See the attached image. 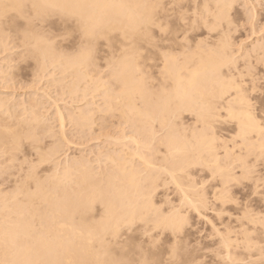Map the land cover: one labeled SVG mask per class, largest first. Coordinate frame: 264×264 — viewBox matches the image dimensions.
Returning <instances> with one entry per match:
<instances>
[{"label": "bare ground", "instance_id": "obj_1", "mask_svg": "<svg viewBox=\"0 0 264 264\" xmlns=\"http://www.w3.org/2000/svg\"><path fill=\"white\" fill-rule=\"evenodd\" d=\"M255 1L256 0H254V2ZM232 2H234V0H0V44H5L3 42H5L4 40H6V37L7 40L14 38L16 41L10 42L12 44L15 43V50L17 48H25L24 52L21 51L20 57L22 55L29 56L31 59H33L32 62L34 61V63H36V66L40 72L45 74L50 72L48 71L50 67L53 70L55 68L57 69V67L58 69L60 67L62 70H67L68 65H70L72 68L76 67V63L77 66L81 65H78L81 61H72V58L70 59V57L69 61L71 60V62H66L67 59L65 61L67 64L62 61V57L61 61L64 64H61V62L57 61L58 55H56L57 52L50 43L51 41L49 42L45 32H42L38 29L39 25L42 24L48 16H57L59 19L65 22V26H67V28L68 25H66V22L68 24L69 20L72 21L71 19H73L74 22L79 25V28L82 31V38L83 36H85V38L88 40L90 38L92 40L99 38L98 41H103L104 39L101 38H105L106 40L104 41H109L111 45H114L117 42V45L115 44L114 47H117L116 51L118 50L120 54L117 56L115 61L113 60L118 64L116 65L114 63V65L119 67V70H116L118 72L115 74V77H117V79L119 78L120 80L118 81L123 83L124 90H122L123 88H121V90L123 91V96L125 97V103H123V101L121 102L125 104L124 109L121 108V112H119L120 110L117 111L122 117H127V120L130 119L131 123H134L136 128L139 125H137L136 122L139 121L142 123L141 125L143 127L141 126L139 128H142L143 133L145 134L140 135V140L143 142L145 141V143H141L139 139L137 140V135L135 134V137L131 133L132 136H130L128 140L133 145V147H131L132 149H129V147L127 149L124 143L123 146L126 148L125 150L120 148L121 150L115 152H111V150L110 153L112 154H105L102 158H105L107 161L109 160L107 164L110 162L111 168L107 173V171L103 170L102 167V170L106 173H103V176L101 174L102 177L100 178L97 177L99 175L98 173H96L98 175H95L90 171L91 162L85 161L86 158L84 159V157H72V161L70 163H65V166L64 168L62 167L63 170L60 173L57 171V165L54 167L52 166L53 157H57V149L60 143H54V145L50 144L51 146L48 145V147H45L42 143L43 140L41 139L43 137L41 136V134H43L42 132H46L47 130V128H44V125L47 122L44 124V121H42V118L39 115L41 110L39 108H43L42 106L44 103V101L42 103V101L39 100H43L45 97H47L45 98V100H47L49 95L42 97V99L39 100V97H36L37 99H29L27 102L26 99L22 100L26 102V105L24 103L22 104V101L20 100L19 101L21 102V105H13L9 103L11 106L5 101V99H2L4 96L2 98L0 97V264H111L110 255L108 260L109 262H105L107 260L100 259L98 256L101 251L97 254L95 252L96 248L93 249L94 246H92L96 241L99 242V244H102V241H104L103 239L106 238L107 233L102 239L98 236L99 233H97L99 229L97 232L94 231V225H92L94 226V230L87 228L85 230H81L79 229L81 227L78 226L79 228H76V225H73V220L75 221L76 219V217L75 219H72L73 215L75 213L76 215L80 213L86 214L89 211L88 206H92L96 200L100 201L103 210L105 209L107 212V215L103 216L104 214H102L101 216L102 211H99V214L97 213L98 216H96V219L97 217H101L100 220L103 219L104 221H102V223H108L110 229L108 230V235H110L112 238V242L114 243L113 245L120 246L121 244L130 243V245L132 244L134 246V249L128 253L139 252V245L136 243L139 239L141 240L142 237H144L146 242L155 244V241L153 240L154 238L159 237L158 231L162 232L163 230L170 228L172 229L170 232V244L173 246L171 248H175L174 246L177 245L175 243L178 241L175 235H177L178 232L176 231L178 230L173 229L174 226L177 227V224H179V221L182 219L179 217V206L171 205L172 201L175 200V198L172 200L173 198L171 197V199H169L172 201H170L171 203L169 202L170 205H167L168 210L166 215L165 211H162L161 207H163L164 204H167L168 202L163 203L162 201L163 206L158 207L159 203L156 204L153 200V198L155 199L153 193L158 186V181L160 178L152 174L156 173L157 171H162L170 177V181L173 184H175L177 187H180L182 185H180L175 176L180 174L181 178H185L186 180V178L190 176L186 168L197 163L199 165L203 164L205 167H207V169H212V171L216 170V172L224 177V183H226L228 179H230L229 177L231 175V171L229 172L227 170L228 168H221V166H223L221 165L222 160L226 161L230 159L231 161L235 162L236 159L243 165L244 160H247V158H244V160L240 158V150H244L248 156L249 154L258 155V153L264 149V107L258 108V115H256L254 113L255 108L249 103L248 99L251 95L256 93L257 89L258 93L261 92L259 85H261V87L264 86V42H261L262 44L257 43L256 41L255 43L252 42L253 44L251 46L248 44L249 47L247 49H245L246 47L239 48L241 46L239 43L240 45L238 47L236 46L239 48L237 52L235 51L236 48L233 50V46H235L236 43H234L235 41L230 37V35L232 36L231 33H233L232 31L234 30L233 27V30L231 29V25H233V22H236L237 24V21L236 19L233 21L234 14H232V11H234L235 8L233 7L234 10H232ZM255 18H257V16ZM261 26L259 28L257 27L258 32L263 30ZM54 27L56 26L54 25ZM58 27L59 26H57L56 29L59 30L60 27ZM47 32H49V30H47ZM250 32H252V30ZM116 34H118L117 36L120 35L122 39L120 42L115 40L113 41L114 43H112L114 38L113 36H116ZM253 34L256 33L253 31ZM253 34L251 33V35ZM8 36L11 37L9 38ZM257 36L258 35L256 34L254 37ZM49 38L51 37L49 36ZM258 38H261V36ZM258 38H255V40ZM88 42L89 41H87L85 45H81V42L79 43V46H83L82 50H84V46H86V44H89ZM92 42H95V40ZM96 43L98 44V42ZM12 44L9 45V48L12 46ZM104 44L106 45V43ZM140 45H143V47L141 48ZM6 46L8 45L5 44V47L3 48L5 53V48H8ZM88 46L86 48H88ZM139 47L141 50H144L143 54L139 53ZM80 49L81 48L78 50L80 51ZM110 50L114 51V48ZM240 50L242 54L238 56L237 53H239ZM72 51L73 48H71V52ZM75 54L76 51L72 56H75ZM15 55L18 56L19 53L18 55ZM16 56L13 58L15 59ZM82 56V59L85 61L86 53ZM65 57L67 58V56ZM77 57L75 56V58ZM22 58L23 57H21V61L23 62L24 60H22ZM79 58L81 57L79 56ZM93 58L94 57H92V59ZM104 59L105 58H103V60ZM9 61H11V59ZM7 63L11 64L10 62ZM2 64L3 63H1V65ZM4 64L7 65L5 61ZM15 65L16 64H14V66ZM10 66H7V69H11L9 68ZM93 66L95 67V65ZM62 70H58V73L54 75H58L60 71V75L63 76L61 73ZM89 70L90 69L88 67V72ZM2 71H4V68ZM81 71L84 70H78L76 73L73 71L76 74L73 77L75 80H71L68 85H66L68 82L65 85H62L64 87L66 86L68 90L67 93L70 95L69 98H71V96L76 97L77 92L85 93V90H87L81 89L83 86H80L79 82H83V80H85V76L91 74L86 72L88 74L85 75V72ZM111 71L109 72L111 73ZM69 72L70 71H67L66 73L68 74ZM7 73L5 72V74ZM15 73H13L15 76H10L11 74L6 75V82H10V84H12L11 82L18 77L17 75L19 74V71L17 75ZM34 73L36 74V72ZM54 75L51 76L52 83L55 82H53ZM2 77L3 76H1V79ZM68 77L71 76L68 75ZM112 77H114L113 74ZM42 79L43 78L41 77V80ZM90 79H92V77ZM19 80L20 78L18 81ZM93 80H91V82ZM61 83L63 82L60 81V85ZM93 83L96 84L95 80ZM95 84L93 85L95 86ZM97 87L94 88L96 89ZM102 87L104 86L102 85ZM118 89L120 90V87ZM106 90H108V88ZM113 90L114 89H112V91ZM93 92L92 94H94ZM89 93L90 92L88 90V95ZM69 95H66V97ZM91 95L89 98L92 99L96 94L92 97ZM111 95L115 97L116 94L114 95L111 93ZM113 96L111 98L109 96L108 97L111 101H114L113 105L116 104L119 107V103L123 97L121 98L120 95L119 97L116 95L115 102ZM12 101L14 100L12 99ZM17 101L18 100L14 102ZM73 101H75L76 105V98ZM54 102L55 101L52 103ZM93 102L92 104L94 106L96 101L94 103ZM17 103L20 104L19 102ZM68 103V107L71 106L70 104L74 106V102L72 103L71 101L70 104ZM79 103L81 104V101ZM97 105L99 106V104ZM55 107L58 115L56 117L57 122L55 120L54 121L55 123H58L57 127L59 129L56 131L60 134L58 137H61L62 142L66 138V134L64 133L65 131H63L65 125L63 124L65 123L64 121L67 117L75 127H90V132L86 134L91 133L92 128H95V126L92 124H94L93 120L96 121V117H91V113H86L80 110V107V109L78 108L77 110H74L73 113L68 112V115H66L67 113L65 112L66 116L62 114L64 112L61 109H59L57 106ZM18 108H20V110H18ZM46 108H48V106ZM103 108L102 111L104 110ZM96 111H100L99 107L96 108ZM47 119L49 120V118ZM185 119L186 121L188 120V122H186ZM130 120L128 122H130ZM97 124L95 122L96 127ZM226 124H232L231 127H233V130L230 131V133L226 136L218 134L216 130ZM49 125L50 124H48L47 127L48 131L50 132L51 130H49ZM98 125L100 126V124ZM99 126L97 127L98 130L101 129ZM156 130H159V132L164 131V133H162L164 136L160 138L158 134V137L156 135V138L160 139H156L155 134L158 133V131L156 133ZM44 135L46 136V133H44ZM90 135L93 134L91 133ZM142 136L145 137H143L144 140H142ZM108 138L106 137V140ZM125 138L126 137L123 135L120 138L111 140L113 143L119 145L123 140H125ZM52 139L55 140L54 137ZM148 139L151 143H146V141L148 142ZM154 139L158 140V142L155 140L158 145H163V148H166L169 155L178 156L180 160L170 163L168 169L164 167L161 168L160 166L158 167L157 164V167L153 165L152 162H155V159L153 161L151 160L152 156L150 154L148 156H151L149 157L151 159L147 158L146 155L148 153L150 144H152V141L155 142ZM68 142L70 143L69 140ZM68 142L66 138L63 143L67 144ZM106 142L107 141H105V144H109V140L107 143ZM72 143L73 142H71V144ZM111 143L112 142H110V146ZM158 145L156 147H158ZM231 145L233 146L231 149H229V146ZM107 146L109 147V145ZM68 147L70 148L71 146L69 145ZM68 147L67 149L69 150ZM97 147L98 146H96V148ZM156 147H154V149ZM109 148L111 149V147ZM114 148L115 147L112 146V149ZM150 148V153L155 155L153 158L157 156V152L160 153L161 151L160 149L159 151L157 150L156 153H153V146ZM219 148L223 149L224 151L222 160L218 151ZM107 149L105 151H107ZM144 149L146 155H144ZM96 151L99 153V150ZM105 151L103 149V153ZM73 152L72 154H74ZM164 159L166 160L165 157ZM92 161L96 162V159L94 158ZM102 161H104V159ZM135 162L137 165H135ZM51 166L52 169H50ZM138 166H142L140 167L141 170L143 168L144 170L152 169L153 171L151 170V174H149L150 172H147L148 175L144 173L145 176H143L141 172L143 173L144 170L141 171ZM93 170L95 171V169ZM189 181H185L186 184H190L191 181ZM101 182L104 183V186L98 188V185ZM191 188H194V184L191 186ZM179 189L180 188L177 190ZM185 190L187 191V188H185ZM186 191L182 190V188L179 190L183 199L181 201H184L182 203H187L186 205L189 203V206L194 208L195 211L197 210L196 212L200 213V209L197 208L195 206L196 204L191 201V197L195 196V194L198 196V194L196 191L194 192L195 194H193L190 192V190L188 192L193 195L191 196L189 193L191 196L189 197V194H187L188 192ZM200 192L202 193V191ZM201 193H199V196L201 195V197L204 198L205 196ZM169 194L171 195V193ZM159 195L160 194H158V196ZM167 196L162 195L161 198L165 197L166 199ZM199 196L196 198L197 201H199L201 198ZM202 198L200 200V206L203 205L205 207L207 205L203 204ZM176 202L174 201V203ZM178 203L179 202H177L176 205ZM87 204L89 205L86 206ZM91 209L93 210L94 208L92 207ZM243 210H246V208H243ZM60 212L66 216L64 217ZM59 213L61 214V219L58 217ZM86 215L88 216L89 214ZM197 216L200 217L201 213L200 216ZM77 219L79 220V218ZM252 219L248 221L251 223L253 222L252 224H254L255 221H252ZM91 221L92 218L89 220L88 217L85 218L84 216H81V223L79 224L90 225L92 224L90 223ZM76 222L77 225H79V221ZM107 223H105L106 227H108ZM96 228H98V226ZM103 228L105 227H102L101 225V229ZM238 228L240 229V234L243 237V242L240 240L244 244H242L244 247L241 248L243 251L240 253V247H238V245L235 246L238 247L239 250H237L240 254L246 251L247 255L243 254L242 256H232L229 250L231 251L234 247L231 246L233 244H230V241H232L230 238L232 239L234 237L230 235L229 239H224L223 241V238L226 237L224 236L221 238L225 248V257L223 256V260H225V258L227 260L224 264H238L240 258L241 260L243 258L247 259V261L249 260V263L251 264H258V259L260 258H258V256H262L261 253L263 252L260 253V248L258 249L257 242L256 244L251 242L256 240H252L254 237L252 238V235H250V233H252L254 230L249 229V231L252 230V232L249 233V231L246 230L248 227L246 228L243 226V224H240ZM105 229L102 231V233L105 231ZM176 229H178V227ZM180 229L181 226L179 230ZM229 230H225L228 235L231 233ZM236 232L232 233L235 234ZM135 234H138L140 238H136ZM240 234L236 233L235 235L239 237ZM257 236L258 235H256V237ZM234 240H238V238L236 237ZM234 242L241 243L237 241ZM229 246H231L232 249H229ZM116 248L117 247H114L113 249ZM112 250L111 252H113ZM142 251L143 254H147L144 248H142ZM142 253L141 255L138 254L141 256L138 258V264H145L146 259ZM113 255L114 252L112 254V263L118 264L116 261L118 259V261H120L121 258L116 257V260L114 259ZM117 255L119 256V253H117ZM101 256L103 257V255ZM241 260L239 263L243 262ZM259 260L261 262L264 261V257ZM122 261L123 260L121 259V262ZM121 262L119 263L121 264ZM259 264L261 263L259 262Z\"/></svg>", "mask_w": 264, "mask_h": 264}, {"label": "rangeland", "instance_id": "obj_2", "mask_svg": "<svg viewBox=\"0 0 264 264\" xmlns=\"http://www.w3.org/2000/svg\"><path fill=\"white\" fill-rule=\"evenodd\" d=\"M253 2V3H252ZM244 3V4H243ZM233 4H234V6H233ZM260 4V5H259ZM237 5V6H236ZM247 5V6H246ZM250 5V6H249ZM253 5V6H252ZM242 8H241V7ZM252 6V7H251ZM235 8V10H234V8ZM239 8V9H238ZM242 9V10H241ZM245 9V10H244ZM232 10H234V11H232V14H234L233 15V21L236 19V21H237V24H236V22H233V25H231V29H232V27H233V33H231L232 34V36L230 35V37L232 38V40H234L233 42L234 43H236V45L235 46H233V48H231V49H233V50H235V48H236V52H237V50L239 49V48H241V47H243V48H245V49H247L249 46H251L253 43L252 42H254L255 43V41L257 42V43H260V44H262L263 42H264V39H261V38H264V37H262V36H264V0H256L255 2H254V0H236V2H235V0H234V2H232ZM254 12V13H253ZM236 13V14H235ZM247 13V14H246ZM250 14H252V15H250ZM255 14V15H254ZM55 15H51V16H48V17H46V19H45V21L42 23V24H40L39 25V27H38V29L40 30V31H42V32H45L46 34V37L49 39V42L52 44V46L54 47V50L57 52L56 53V55H58V58H57V61L58 62H61V64H64V63H66V62H68L69 61V57H70V59L73 61H75V60H78V62L79 61H81V62H79V64L78 65H80V66H77V63H76V67L74 68H72L70 65H68L67 66V70H62V68H60L59 67V69H58V67H57V69L58 70H62L61 71V73L63 74V76H61L60 75V71H59V76L58 75H54V74H56V73H58V70L55 68L54 70L50 67V69H48V71H50L51 72V74L52 75H54L53 76V82L54 83H52V75L50 74V72H48V74H45V73H43V72H40V70L38 69V67L36 66V63H34V61L32 62V60L33 59H31L29 56H26V55H22L21 57H23L22 58V60H24V61H26V62H22L21 61V57H20V53H21V51L22 52H24V50H25V48H17L16 50L18 51H16L15 50V48L16 47H14V45H15V43H11L12 41H16L14 38H11L10 40L8 39L7 40V37L5 38L6 40H4L5 42H3V43H5L6 45H8V46H6V47H8V48H5L6 49V53H5V51H4V47H5V44H0V94L2 95H0V97L2 98L3 96V98L2 99H5V101L9 104V103H11V104H17V105H21V102L20 101H22V100H25L26 99V102H27V100H29V99H35L36 97H39L38 98V100L39 99H42V97H45V96H48L49 95V97H48V101L47 100H45V98H47V97H45V98H43V100H39V101H42V103H43V101H44V103H43V108H39V109H41L40 110V112H39V115H40V117L42 118V121H44V128L46 129L47 128V130H46V132H42L43 134H41V136H43L41 139L43 140L42 141V143H43V145L46 147H48V145L49 146H51L52 144L54 145V143H60L58 146V149H57V154H56V156L57 157H53V167L54 166H56L57 165V171L58 172H62V170H63V168H64V166H65V163H70L72 160L71 159H73L74 157H84V159H85V161H87V162H91L90 163V171L92 172V173H94L95 175H98L97 177L98 178H100V177H102L103 176V173L105 174L106 172L105 171H107V173L109 172L108 170L111 168V163L109 162V164H107L108 163V161L107 160H105V158H102V157H104V155L105 154H112V153H110V151L111 152H115V151H118V150H121L120 148H122V149H128V147H129V149L131 148V147H133V145L129 142V140H128V138L130 137V136H132L131 135V133L135 136V134L137 135V140L139 139V141L142 143L143 141H141L140 139V135H145L144 133H143V130H142V128H139V127H141L142 125V123H140L139 121V123L138 122H136L137 123V128H136V126L134 125V123L132 124L131 123V120L130 119H126V118H124V117H122L121 116V114L120 113H118V111L119 112H121V108H123L124 109V107H125V104H123V103H125L124 101H125V97L123 96V91L122 90H124V85H123V83L121 82V81H118V80H120L119 78L117 79V77H115L116 75V73L118 72V71H116V70H119V67L118 66H116V65H118L117 64V62H114L116 59H117V56L120 54V52L117 50L116 51V49H117V47L115 46L114 47V45L116 44L117 45V42L112 46L111 45V43L109 42V41H104V40H106L105 38H101V39H104L103 41L102 40H99L98 41V39L96 40V39H87V38H85V36H83V38H82V31H81V29L79 28V25L76 23V22H74V20L73 19H71L72 21H70L69 20V22H68V24H67V22H66V25H68V28H67V26H65V22L63 21V20H61V19H59L57 16H55ZM246 16V17H245ZM253 16H254V18H253ZM257 16V18H255ZM53 17V18H52ZM57 17V18H56ZM251 18V19H250ZM247 19H250V20H247ZM257 19V20H256ZM48 20V21H47ZM53 20H54V22H53ZM58 20V21H57ZM242 20H244V21H242ZM256 20V21H255ZM62 21V22H61ZM68 21V20H67ZM260 21V22H259ZM47 22V23H46ZM59 22V23H58ZM74 22V23H73ZM37 23V22H36ZM54 23V24H53ZM57 23H58V25H57ZM71 23V24H70ZM72 23H73V25L74 26H76V27H74L73 25H72ZM236 25H235V24ZM47 24V25H46ZM63 26H61V25ZM64 24V25H63ZM247 24V25H246ZM253 24H255V25H253ZM54 25L56 26V27H54ZM261 25H263V26H261L262 27V29L263 30H260V32H258V29H257V27L259 28ZM47 26V27H46ZM48 26H50V27H48ZM57 26H61L60 28H59V30L58 29H56L57 28ZM65 26V27H64ZM71 27V28H70ZM74 27V28H73ZM78 27V28H77ZM251 27V28H250ZM254 27H255V29H256V31H255V29H254ZM48 28V29H47ZM51 28V29H50ZM61 28H62V31H61ZM76 28V29H75ZM73 29V30H72ZM80 29V30H79ZM47 30H49V32H47ZM64 30V31H63ZM67 30V31H66ZM252 30V32H250ZM59 31V32H58ZM70 31V32H69ZM235 31V32H234ZM253 31L258 35L257 37H254L256 34H253ZM262 31V32H261ZM68 32V33H67ZM78 32V33H77ZM48 33V34H47ZM75 33V34H74ZM81 33V34H80ZM251 33L253 34V35H251ZM260 33V34H259ZM261 33H263V34H261ZM81 36H79V35ZM56 35V36H55ZM118 34H116V36H113L114 38H113V40H112V43H114L113 41H118V42H120V40L122 39V37L119 35V36H117ZM49 36L51 37V38H49ZM67 36H68V38H67ZM259 36H261V38H258ZM9 38L11 37V36H8ZM119 37V38H118ZM121 37V38H120ZM251 37V38H250ZM79 38V39H78ZM82 38V39H81ZM117 38V39H116ZM238 38V39H237ZM255 38H258L257 40H255ZM14 39V40H13ZM55 39V40H54ZM85 39H87V40H85ZM119 39V40H118ZM261 39V41L259 42V40ZM95 40V42H92V41H94ZM7 41H9V42H7ZM11 41V42H10ZM61 41V42H60ZM87 41H89L88 43V45L86 44V46H84V50H82L83 49V46H79L80 44V42H81V45L83 44V45H85V43H87ZM77 42V43H76ZM96 42H98V44L96 43ZM262 42V43H261ZM9 43H11L12 44V46H10V48L12 49V51H13V53H12V51H11V49L9 48V45H11V44H9ZM63 43V44H62ZM92 43V44H91ZM101 43V44H100ZM104 43H106V45L104 44ZM241 44V46L239 47V48H237L240 44ZM69 44V45H68ZM103 44V45H102ZM248 44H249V46H248ZM76 45H78V46H76ZM99 45V46H98ZM101 45V46H100ZM243 45V46H242ZM245 45V46H244ZM69 46V47H68ZM88 46V48H86ZM95 46V47H94ZM98 48H97V47ZM237 46V47H236ZM56 47V48H55ZM75 47V48H74ZM104 47V48H103ZM109 47V48H108ZM140 47L142 48L143 47V45L141 46L140 45ZM139 47V53H142L143 54V52H144V50L142 49L141 50V48ZM71 48H73V51L71 52ZM79 48H81L80 49V51L78 50ZM114 48V51H116V52H118V53H116V52H114L113 50H110V49H113ZM3 51H2V50ZM8 49V50H7ZM23 49V50H22ZM60 49V50H59ZM64 49V50H63ZM66 49H67V51H66ZM90 49H91V51H90ZM96 49V50H95ZM106 49V50H105ZM109 49V50H108ZM20 50V51H19ZM79 52H78V51ZM90 52H89V51ZM9 51V52H8ZM16 51V53L15 54H17L18 55V53H19V57L18 56H16L15 54H14V52ZM64 51V52H63ZM75 51H76V54H75V56L77 57V58H75V56H72V55H74V53H75ZM82 51V52H81ZM86 51H88V52H86ZM111 51V52H110ZM243 51H244V49H243ZM242 51V52H243ZM11 52V53H10ZM2 53V54H1ZM7 53H8V55H7ZM60 53V54H59ZM64 53V54H63ZM78 53V54H77ZM80 53V54H79ZM86 53V59H85V61H84V59H82L83 58V54H85ZM114 53V54H113ZM10 54V55H9ZM13 54V55H12ZM110 54V55H109ZM238 54V56L240 55V54H242L241 53V50L239 51V53H237ZM236 54V55H237ZM6 55V56H5ZM71 55V56H70ZM91 55V56H90ZM5 56V57H4ZM8 56H12L11 58L10 57H8ZM14 56H16V58L14 59L13 57ZM60 56V57H59ZM64 56V57H63ZM65 56H67V58L65 57ZM79 56L81 57V58H79ZM112 56V57H111ZM7 57V58H6ZM18 57V58H17ZM61 57H62V59H61ZM88 57H89V59H88ZM92 57H94L93 59H92ZM2 58V59H1ZM5 58V59H4ZM9 58V59H8ZM13 58V59H12ZM25 58H26V60H25ZM31 60H30V59ZM103 58H105L104 60H103ZM115 58V59H114ZM11 59V61H9ZM19 59H20V61H19ZM66 59H67V61H66ZM80 59V60H79ZM64 62H62V61ZM71 60L69 61V62H71ZM93 60V61H92ZM94 60H95V62H94ZM114 60V61H113ZM4 61H5V63L7 64V65H5L4 64ZM13 61H16V62H13ZM66 61V62H65ZM86 61H88V62H86ZM89 61H90V63H89ZM92 61V62H91ZM111 61V62H110ZM7 62H10L11 64H9V63H7ZM110 62V63H109ZM1 63H3L2 65H4V66H2L1 65ZM83 63V64H82ZM97 63V64H96ZM107 63V64H106ZM114 63L116 64V65H114ZM9 64V65H8ZM14 64H16L15 66H14ZM67 64V63H66ZM88 64V65H87ZM91 64V65H90ZM110 64H112V65H110ZM12 67H11V66ZM93 65H95V67L93 66ZM7 66H10L9 68H11V69H7L8 67ZM86 66V67H85ZM92 66V67H91ZM115 66V67H114ZM2 67V68H1ZM6 67V68H5ZM17 67H18V69H17ZM77 67H79V68H77ZM80 67H81V69H80ZM84 67V68H83ZM88 67H89V72H88ZM112 67H113V69H112ZM117 67V68H116ZM4 68V71H2V69ZM17 70H16V69ZM20 68V69H19ZM31 68V69H30ZM78 70H84V71H81V72H85L84 74L86 75V74H91V75H86L85 76V80H83V82H79V84H80V86H83L81 89H87V90H85V93L84 92H77V96L76 97H72L71 96V98H69L70 97V95L67 93V88H66V86L64 87V86H62L63 84L65 85L67 82V84L66 85H68L70 82H71V80H75L73 77L76 75L75 73H76V71H78ZM86 68V69H85ZM113 70V71H111V70ZM11 70V71H10ZM32 70V71H31ZM57 70V71H56ZM75 71V73L73 72V71ZM87 70V71H86ZM10 73H9V72ZM15 71H16V73H15ZM18 71H19V74L17 75V73H18ZM39 71V72H38ZM53 71H56V72H53ZM67 71H70L68 74L66 73ZM91 71V72H90ZM109 71H111V73L109 72ZM116 71V72H115ZM5 72L7 73V74H5ZM15 73L18 77L17 78H15V80L14 81H12L11 83L12 84H10V82H6V80H5V78H6V75H8V74H11V73ZM34 72H36V74H37V77H39V78H37L36 77V74L34 73ZM65 73V76H64V73ZM86 72H88V73H86ZM11 74L10 76H15L14 74ZM25 73V74H24ZM32 73V74H31ZM34 73V74H33ZM71 73H73V74H71ZM93 73V74H92ZM20 74H22V75H20ZM30 74H31V76H30ZM67 74V75H66ZM112 74H113V76L114 77H112ZM32 75H34V76H32ZM39 75H41V76H39ZM68 75L69 76H71V77H68ZM111 75V76H110ZM1 76H3L2 77V79H1ZM22 76V77H21ZM48 76V77H47ZM88 76V77H87ZM25 77V78H24ZM41 77L43 78L42 80H41ZM60 77V78H59ZM62 77H63V79H64V77H65V79L68 77V78H70V79H62ZM92 77V79H90ZM20 78V82L18 81V79ZM47 78V79H46ZM60 79V81L61 82H63V83H61V85H60V81H59V79ZM112 78V79H111ZM114 78V79H113ZM17 79V80H16ZM25 79V80H24ZM31 79V80H30ZM51 79V80H50ZM88 79V80H87ZM95 80V82H96V84L95 83H93V81ZM110 79V80H109ZM115 79H116V81H115ZM63 80V81H62ZM68 80H70V81H68ZM88 82H87V81ZM91 80H93L92 82H91ZM97 80V81H96ZM114 80V81H113ZM18 82V83H16V82ZM34 81V82H33ZM39 81V82H38ZM45 81V82H44ZM48 81V82H47ZM85 81H86V83H85ZM51 82V83H50ZM115 82H116V84H115ZM117 82H119V83H117ZM121 82V83H120ZM35 83V84H34ZM47 83H49V84H47ZM81 83H82V85H81ZM89 83H90V85H89ZM4 84V85H3ZM37 84V85H36ZM55 84V85H54ZM83 84H85V85H83ZM93 84H95V86L93 85ZM100 84V85H99ZM119 84V85H118ZM3 85V86H2ZM48 85V86H47ZM50 85V86H49ZM51 85H52V87H51ZM92 85V86H91ZM102 85L104 86V87H102ZM116 85V86H115ZM121 85V86H120ZM59 86V87H58ZM88 86H90V87H88ZM98 86V87H97ZM108 88V90H106L107 88ZM260 86V88H261V92L260 93H258V89H257V91H256V93L255 94H253V95H251L250 96V98H248L249 99V103L255 108V110H254V113L256 114V115H258V108H260V107H264V86H262L261 87V85H259ZM94 87H97L96 89L94 88ZM102 87V88H101ZM113 87V88H112ZM120 87V90H121V88H123L121 91L118 89ZM37 88V89H36ZM57 88V89H56ZM65 88V89H64ZM92 88H94V89H92ZM100 88V89H99ZM109 88H110V90H111V92H110V90H109ZM114 89L113 91H112V89ZM36 89V90H35ZM88 90H89V95H88ZM91 90H92V92L94 93V94H92V92H91ZM96 90H97V93H96ZM99 90V91H98ZM33 91V92H32ZM51 91H53V92H51ZM103 91H107L106 93L105 92H103ZM120 91V92H119ZM4 92V93H3ZM9 92V93H8ZM40 92V93H39ZM87 92V93H86ZM117 92V93H116ZM37 93V94H36ZM69 95V96H67L68 97V99H67V97H66V95ZM82 93V94H81ZM109 93V94H108ZM111 93L112 94H116L118 97H119V95H120V97L122 98V100L120 101V103L123 101V103H119V107H118V105H113L114 104V101L112 100H110L109 99V97L111 98L113 95H111ZM120 93H122V94H120ZM15 94V95H14ZM35 94V95H34ZM40 94V95H39ZM62 94H64V95H62ZM92 94V95H91ZM96 94V95H95ZM101 94V95H100ZM78 95H79V97H78ZM87 95H88V97H87ZM91 95V97L93 96V95H95V96H93V98L92 99H94L95 101H96V104H94V106H93V104H92V102L94 101V100H92L91 98H89V96ZM101 96V97H99V96ZM116 95H115V97L113 96V99L115 100L116 99ZM8 96V97H7ZM106 96V97H105ZM109 96V97H108ZM7 97V98H6ZM11 97H13V98H11ZM20 97V98H19ZM79 99H78V98ZM83 97V98H82ZM86 97H87V99H86ZM8 98H10V99H8ZM28 98V99H27ZM74 98V99H73ZM75 98H76V105H75V101H73V100H75ZM107 98V99H106ZM12 99L14 100V101H16V100H18L17 102H19L20 104H18L17 102H14V101H12ZM37 99V98H36ZM50 99V100H49ZM54 99H56V100H54ZM61 99V100H60ZM65 99V100H64ZM71 99V100H70ZM73 99V100H72ZM78 99V100H77ZM104 99H106V100H104ZM8 100V101H7ZM20 100V101H19ZM60 100V101H59ZM70 100V101H69ZM85 100V101H84ZM87 100V101H86ZM92 100V102L90 103V101ZM108 100H110V101H108ZM10 101H12V102H10ZM51 105H49L47 102ZM50 101V102H49ZM53 101H55L54 103L56 104H54V103H52ZM64 101V102H63ZM66 101H68V102H66ZM71 101H72V103L74 102V106L72 105V104H70L71 103ZM81 101V104L79 103ZM83 101V102H82ZM94 101V102H95ZM105 101V102H104ZM26 102L25 101H22V104L24 103L25 105H26ZM90 103V104H88V103ZM93 102V103H94ZM108 102V103H107ZM113 102V103H112ZM115 102H116V100H115ZM46 103V104H45ZM67 103L68 104H70L69 106L70 107H68V105H67ZM79 105H78V104ZM83 103H85V104H83ZM110 103V104H109ZM8 104H7V106H8ZM66 104V105H65ZM97 104H99V106L97 105ZM10 105V104H9ZM42 105V104H41ZM57 106L59 109H61L64 113H62L63 115H65L66 113V115H68L69 113L68 112H74V110H77L79 107L81 108H79L80 110H82V111H84V112H86V113H91L90 115H91V117L93 116V117H96L95 118V120L96 121H94L93 120V122H94V124H92L93 126H95V128L93 127V126H91V127H93L92 128V131H91V133L93 134V135H90L91 133H89V134H86V133H88V132H90V130H91V128L89 127V128H78V127H75L74 125H73V123H71V121H70V119L67 117V118H65V123L63 124V125H65L64 126V130L63 131H65L64 133L66 134L65 136H66V138H67V142H68V140L70 141V143L68 144H65V143H63L65 140H66V138H65V140L62 142V139H61V137H58V135L60 136V134L57 132L58 131V123H55V121L57 122V111L55 110L56 109V107L55 106ZM81 105H83V106H81ZM85 105V106H84ZM90 105V106H89ZM96 105H97V107H99V112H97L96 111ZM107 105V106H106ZM112 105V106H111ZM11 106V105H10ZM48 106V108H46ZM64 106V107H63ZM103 106H104V108H103ZM106 106V107H105ZM110 106V107H109ZM20 107V106H19ZM22 107V106H21ZM41 107V106H40ZM66 107V108H65ZM71 107H72V109H71ZM83 107V108H82ZM69 108V109H68ZM87 108H88V110H87ZM93 108V109H92ZM101 108V109H100ZM102 108L104 109L103 111H102ZM106 108H107V110H106ZM113 108V109H112ZM46 109V110H45ZM92 109V110H91ZM110 109H112V110H110ZM18 110H20V108H18ZM60 110V111H61ZM67 110V111H66ZM71 110V111H70ZM87 110V111H86ZM93 110H94V112H97V113H94L93 112ZM118 110V111H117ZM39 111V110H38ZM44 111V112H43ZM48 111V112H47ZM56 111V112H55ZM66 112V113H65ZM43 113V114H42ZM45 114V115H44ZM93 114V115H92ZM119 114V115H118ZM65 115V116H66ZM96 115V116H95ZM98 115V116H97ZM49 118V120L46 118ZM122 119H121V118ZM52 120H51V119ZM54 118H56V119H54ZM45 119V120H44ZM69 119V120H68ZM93 119V118H92ZM47 120V121H46ZM55 120V121H54ZM68 120V121H67ZM98 120V121H97ZM123 120V121H122ZM130 120V122H128ZM185 121H186V119H185ZM49 122V123H48ZM52 122H53V124H52ZM66 122H67V124H66ZM95 122H96V124L98 123V124H100V126L97 124V127L99 126V128H101V129H99L98 130V128L96 127V125H95ZM186 122H188V120L186 121ZM70 123V124H69ZM48 124H50L49 126V130H51V131H53V132H49L48 131ZM132 124V125H131ZM231 125L232 124H226V125H224V126H221L219 129H217L216 131L218 132V134H220V135H223V136H226V135H228L229 133H230V131H232L233 130V127H231ZM135 128H134V127ZM53 129H52V128ZM143 127V126H142ZM96 128H97V130H96ZM134 128V129H133ZM76 129V130H75ZM77 129H78V131H77ZM84 129H86V130H84ZM90 129V130H89ZM135 129H139L140 130V132H139V130H135ZM57 130V131H56ZM72 130V131H71ZM81 130V131H80ZM84 130V131H83ZM88 130V131H87ZM95 132H94V131ZM136 131V132H134V131ZM56 131V132H55ZM74 131V132H73ZM79 131H80V133H79ZM87 131V132H86ZM103 133H102V132ZM157 131H158V133H157ZM162 131V130H161ZM95 134H94V133ZM99 132H100V134H99ZM124 132V133H123ZM138 132H139V135H138ZM142 132V133H141ZM44 133H46V136L44 135ZM47 133H49V134H47ZM52 133V134H51ZM58 133V134H57ZM76 133V134H75ZM156 133L157 134H155V138H156V135H157V137H158V134H159V136H160V138L162 137V136H164V134H162V133H164V131H162V132H159V130H156ZM51 134V135H50ZM74 134V135H73ZM85 134V135H84ZM124 135V137H126L125 138V140H123L119 145H117V144H115V143H113V141L111 140V139H117V138H120V137H122L123 135ZM48 135H50V136H48ZM88 135V136H87ZM121 135V136H120ZM40 136V137H41ZM55 136H57V137H55ZM87 136V137H86ZM108 136H109V138H108ZM45 137V138H44ZM51 137V138H50ZM54 137V139L55 140H53L52 138ZM69 137V138H68ZM106 137L108 138L107 140H106ZM111 137V138H110ZM139 137V138H138ZM144 136H142V138H143ZM177 137V136H176ZM59 138V139H58ZM97 138V139H96ZM145 138V137H144ZM144 138L142 139V140H144ZM160 138H156V139H160ZM58 139V140H57ZM61 139V140H60ZM128 141H127V140ZM156 139H154V141L156 140ZM49 142V144H48V142ZM51 140H53V141H51ZM108 140H109V144L107 143L108 142ZM146 140V139H145ZM46 141V142H45ZM51 141V142H50ZM61 141V142H60ZM105 141H107L106 143L107 144H105ZM125 141V142H124ZM157 142H158V140H156ZM156 141L155 142H153L152 141V144H150V147L151 146H153V149H154V147H156L158 144L156 143ZM71 142H73L72 144H71ZM103 142V143H102ZM110 142H112L111 143V146H110ZM150 141H149V139H148V142L146 141V143H149ZM100 143V144H99ZM102 143V144H101ZM125 143V144H124ZM143 143H145V141L143 142ZM151 143V142H150ZM153 143H154V145H155V143H156V145L154 146L153 145ZM51 144V145H50ZM65 144V145H64ZM113 144H115V145H113ZM123 144L126 146V148L123 146ZM63 145V146H62ZM66 145H67V147L70 145L71 147L69 148V150L67 149V147H66ZM103 145H104V148H103ZM107 145H109V147H111V149L107 146ZM117 145V146H116ZM60 146H61V148H60ZM75 146V147H74ZM96 146H98L97 148H96ZM102 146V147H101ZM112 146L113 147H115L114 149H112ZM232 146L233 145H231V146H229V149H231L232 148ZM235 147H237L236 145H234ZM63 147H64V149H63ZM102 149H101V148ZM149 147V149H148V153H147V155L145 154V149H144V155H146V157L147 158H149V157H151L152 156V159L151 158H149V159H151V160H153L154 161V159H155V162H152L153 163V165H155L156 166V164H157V166L159 167H161V168H166V169H168V166L170 165V163H174V162H177V161H179L180 159H179V157L178 156H172V155H169V153H167V150H166V148H163L164 146L163 145H158V147H156L152 152L153 153H156L157 152V150L159 151L160 149H161V151H160V153L159 152H157V156L156 157H154L153 158V156H155L154 154H152V153H150L151 152V148ZM77 148V149H76ZM100 148V149H99ZM107 149V151H105L106 149ZM118 148V149H117ZM63 149V150H62ZM66 149V150H65ZM103 149H104V153H103ZM132 149V148H131ZM67 150H68V152H67ZM96 150H99V153L96 151ZM114 150V151H113ZM150 150V151H149ZM74 151V152H73ZM93 151H95V152H93ZM101 151V152H100ZM165 151V152H164ZM218 151H219V154H220V158H221V160H222V158H223V153H224V151H223V149H221V148H219L218 149ZM243 151V152H242ZM240 150L239 152H240V158L241 159H243L244 160V158H247V160L245 159L244 160V164L242 165L241 163H240V161H238V160H236L235 159V162L234 161H231L230 159H228V160H222L221 161V165H223V166H221V168H223V169H225V168H228L227 170L230 172V179H228V181L226 182V183H224V177L221 175V174H219L218 172H216V170H213L212 171V169H210V168H208L207 169V167H205L203 164H201V165H199V164H195V165H190L188 168H186L187 170H188V172H189V174H190V176L189 177H187L186 178V180H185V178L183 179V178H181V176H180V174H178L177 176H175L176 177V179L178 180V182L180 183V185H182V186H180V187H177L175 184H173L171 181H170V177L168 176V175H166L164 172H162V171H160V172H156V173H154V174H152V175H156L157 177H159L160 179H159V183H158V186L156 187V190H155V192L153 193L154 195L153 196H155V199L153 198V200H154V202L157 204V203H159L158 205V207H161V206H163V203H166V202H168L167 204H164V206L163 207H161V209H162V211H165V215L167 214V205L169 204V202L170 201H172V200H174V198H175V202H176V200H177V202H179L177 205H176V203H174V201H172V204L171 205H173V206H179V217H180V219H178V220H180L179 222V224H180V226H181V229L179 230V228H180V226H179V224H177V227H178V229H176L177 227L176 226H174V229L173 230H178V231H176V232H178L177 233V235H175L176 237H177V243H175V244H177V245H175L174 247L176 248H171V247H173V246H171V244H170V239H171V235H170V232H171V230L172 229H166V230H163L162 232L161 231H158V233H159V237L158 238H154V240L153 241H155V244H151V243H148V242H146L145 241V238L144 237H142V239L140 240H138V242H136L138 245H139V252H130V253H128L129 251H133V249H134V246L131 244L130 245V243H128V244H121L120 246L118 245H113L114 243L112 242V238L110 237V235H108V230H110L109 229V225H108V223L107 222H105V223H107V226L108 227H106V224L105 223H102V221H103V219L102 220H100L101 219V217H97V219H96V216H98V212L99 211H102V213H101V216H102V214H104L103 216H105V215H107V212H106V210L104 209L103 210V207H102V205L100 204V201H98V200H96V202L95 203H93L92 204V206H90L89 204H87L86 206H88V212L86 213V214H89L88 216L86 215V214H82V213H80V214H77L76 215V213L73 215V218L72 219H75V217H76V219H75V221L73 220V225H76V228H79V227H81V228H79V229H83V230H85L86 228L87 229H93L94 228V226H95V232H97V230H98V232L97 233H99L98 234V236L99 237H101L102 239L105 237V234H106V238H104L103 240L104 241H102V242H100V243H102V244H99V242H95L92 246H94L93 247V249L94 248H96L95 249V252L98 254L100 251V254H98V256L100 257V259H103V260H107V261H105V262H109L108 260H109V255H110V257H111V259H110V263L111 264H113L112 263V259H113V257H112V254H113V252H114V259H116V257L117 258H121L123 261L121 262V259H120V261H118L117 259V261L116 262H118V264H120L119 262H121V264H138V258H140L141 256H139V255H141V253L143 252L142 251V248H144V250L147 252V254H143L144 256H145V264H224L227 260H226V258H225V260H223L224 259V257H225V248H224V246H223V241H224V239H229L230 238V235L231 236H233L234 238H230V240H232V241H230V244H233V245H231V246H233L234 248L232 249L231 248V246H229V249L231 248L232 250L230 251L229 250V252H230V254L233 256V255H243V254H245V255H247L246 254V251L243 253L242 252V254H240L241 253V251H243L241 248H243L244 246H242V242H243V237H242V235L240 234V229L238 228V226L240 225V224H243V226H245L246 228V230L247 231H249V229H252V230H254L253 232H254V234H253V232H252V230H250L249 231V233L250 232H252V233H250V235H252V238H250V239H252V240H255V241H251L252 243H255L256 244V242H257V245H258V249L260 250V253L261 252H263V253H261L262 254V256H258V258L259 259H261L262 257H264L263 255H264V223H263V221H264V149L261 151V152H259L258 153V155H248L247 156V153L244 151V150ZM63 152V153H62ZM72 152L74 153V154H72ZM107 152V153H106ZM79 153H81V154H79ZM102 153V154H101ZM62 154V155H61ZM68 154V155H67ZM77 156H76V155ZM84 154V155H83ZM95 154V155H94ZM97 154V155H96ZM151 155V156H148V155ZM75 155V156H74ZM79 155V156H78ZM87 157H86V156ZM102 155V156H101ZM66 156V157H65ZM68 156V157H67ZM167 156V157H166ZM170 156V157H169ZM73 157V158H72ZM100 159H99V158ZM159 158V161H158V158ZM160 157H162V158H160ZM164 157L166 158V160L164 159ZM94 158L96 159V162H93L92 160H94ZM156 158H157V160H156ZM56 161H55V160ZM65 159V160H64ZM69 159V160H68ZM88 159H89V161H88ZM104 159V161H102ZM164 159V160H163ZM68 160V161H67ZM97 160H99V161H97ZM161 160V161H160ZM162 160H163V162H162ZM230 160V161H229ZM60 163H59V162ZM66 161V162H65ZM101 161V162H100ZM106 161V162H105ZM64 162V163H63ZM104 162V163H103ZM166 162H168V163H166ZM233 162V163H232ZM56 163H58V164H56ZM93 163V164H92ZM94 163H96V164H94ZM103 163V164H102ZM138 163V162H137ZM165 163V164H164ZM55 164V165H54ZM61 164V165H60ZM105 164V165H104ZM94 165H96V166H94ZM99 165V166H98ZM107 165V166H106ZM109 165V166H108ZM135 165H137L136 164V162H135ZM140 165V164H139ZM199 165V166H198ZM227 167H226V166ZM52 166H51V168L50 169H52ZM59 166V167H58ZM93 166V167H92ZM156 166V167H157ZM62 169H61V168ZM102 167H103V170H105V171H103L102 170ZM106 167H108V168H106ZM140 167H142V166H138V168L140 169ZM92 168V169H91ZM100 168V169H99ZM93 169H95V171L93 170ZM247 169H248V171L250 172H248L247 171ZM101 170H102V172H101ZM141 170V169H140ZM144 169L142 168V170L141 171H143ZM145 170H146V172H145ZM144 170V172L142 173L141 172V174H143V176H145L144 175V173H146V175H148L147 174V172H150L149 174H151V170H149V169H145ZM155 170V169H154ZM97 171V172H96ZM153 171V170H152ZM156 171V170H155ZM96 173H98V174H96ZM217 173V174H216ZM101 174H102V176H101ZM220 177V178H219ZM233 179V180H232ZM161 180V181H160ZM187 182V180L190 182V184H186V182ZM191 183H192V185L194 184V188L192 189L191 188ZM101 184V185H100ZM98 186V188H101V187H103L104 186V183H100ZM184 184V185H183ZM187 185H190V186H187ZM183 187H185V188H187V191L185 190V188H183ZM190 187V188H189ZM257 187V188H256ZM75 188H76V186H75ZM178 188H182V190H184V191H186V192H188V191H190L191 193H193V194H195L194 192L196 191V193L198 194V196H199V193H201L200 191H202V193L201 194H203L205 197V199L204 198H202L201 197V195L199 196V197H201L202 198V201H203V204H205V205H207V206H203V205H201L200 206V200H201V198L199 199V201H197V195L195 194V196H192L193 194H191L190 192H188L187 194H191V196L194 198H192L191 196H190V194H189V197H191V201L193 202V203H195L196 205V207L197 208H199L200 209V213H201V216H200V213H198V212H196L195 210H194V208H192L191 206H189V203H188V205H186L187 203H182V202H184V201H181V200H183L182 199V197H181V195H180V192H179V190H177ZM189 188V189H188ZM256 188V189H255ZM168 190V191H167ZM194 190V191H193ZM228 190V191H227ZM253 190V191H252ZM166 194H165V193ZM169 193H171V195L169 194ZM173 193V194H172ZM158 194H160L159 196H158ZM167 194H168V196H167ZM179 194V195H178ZM162 195H166L167 197H166V199H165V197H163V198H161L162 197ZM177 195H178V197H177ZM224 195V196H223ZM157 196V197H156ZM159 197V198H158ZM171 197L173 198L172 200H170L171 199ZM161 198V199H160ZM170 198V199H169ZM157 199H158V201H157ZM164 199V200H163ZM194 201H193V200ZM205 201H204V200ZM157 202H156V201ZM196 200V201H195ZM160 201V202H159ZM162 201H163V203H162ZM165 201V202H164ZM189 201V200H188ZM98 202H99V204H98ZM197 202V203H196ZM206 202V203H205ZM161 203V204H160ZM171 203V202H170ZM175 204V205H174ZM94 205H95V207H96V210H95V207H94ZM170 205V204H169ZM181 205V206H180ZM89 207H90V209H89ZM94 208L93 210L91 209V208ZM169 207V206H168ZM211 208V209H210ZM215 210H214V209ZM243 208L245 209L246 208V210H243ZM204 209H206V210H204ZM94 211V212H93ZM97 211V212H96ZM243 211H246V212H243ZM93 212V213H92ZM106 212V213H105ZM60 213H62V212H60ZM59 213V215H58V217L61 219V214ZM92 213V214H91ZM98 213V214H97ZM198 213V214H197ZM256 213V214H255ZM97 214V215H96ZM62 215L64 216V214L62 213ZM76 215V216H75ZM86 215V216H85ZM91 215V216H90ZM94 215V216H93ZM197 215H199L200 217H198ZM242 215H244V216H242ZM66 216V215H65ZM64 216V217H65ZM81 216H84L85 218H87L88 217V219L89 220H91V218H92V221L90 222V223H92V224H90L91 226L92 225H94V226H90V225H83V224H79V223H81L80 222V218H81ZM247 216V217H246ZM262 217V218H260V217ZM178 217V218H179ZM202 217V218H201ZM258 217V218H257ZM77 218H79V220L77 219ZM94 218H95V220H94ZM244 218V219H243ZM256 219V220H253V219ZM252 219V221H255V223L254 224H252L251 222H249L248 220H251ZM237 220H240V221H242V222H240V221H237ZM76 221H79L78 222V224L79 225H77V222ZM248 221V222H247ZM99 222V223H98ZM100 222H101V224H100ZM104 222V221H103ZM181 222H183V223H181ZM257 222H262L261 224L260 223H257ZM245 223V224H244ZM250 223V224H249ZM100 224V225H99ZM210 224V225H209ZM83 225V226H82ZM98 226V228H96L97 226ZM101 225H102V227H105V228H103V229H101ZM250 225V226H249ZM79 226V227H78ZM85 226V227H84ZM88 226V227H87ZM227 226H229V227H227ZM83 227V228H82ZM91 227V228H90ZM171 228H173V227H171ZM229 228H230V230H229ZM105 229V231L102 233V231ZM226 229H228L229 231H231V233H229V235L225 232V230ZM236 231H238V232H236ZM232 232H236L237 234H240V236L238 237L237 235H235L234 233H232ZM96 233V234H97ZM104 235V236H103ZM221 235V236H220ZM256 235H258L257 237H256ZM224 236H226L225 238H223ZM108 237H109V239H108ZM135 237L136 238H140V236L138 235V234H135ZM236 237L238 238V240H234V239H236ZM221 238H223V241L221 240ZM240 238V239H239ZM106 240V241H105ZM109 240V241H108ZM237 241V242H241V243H235L234 241ZM241 240V241H240ZM107 242H108V244H107ZM96 243H98V244H96ZM112 243V244H111ZM229 243V242H228ZM105 244H106V246H105ZM240 244V245H239ZM96 245V246H95ZM111 245V246H110ZM235 245H238V247H240L239 249H240V253H239V249H238V247L237 246H235ZM244 245V244H243ZM99 246V247H98ZM101 246V247H100ZM141 246V247H140ZM177 246V247H176ZM242 246V247H241ZM260 246V247H259ZM98 247V248H97ZM104 247H105V249H104ZM114 247H117L116 249H113ZM223 247V248H222ZM113 250H112V249ZM99 249V250H98ZM238 249V250H237ZM98 252H97V251ZM106 250V251H105ZM111 250L113 251V252H111ZM117 250H118V252H117ZM224 250V251H223ZM105 251V252H104ZM116 251V252H115ZM106 252H107V254H106ZM110 252V253H109ZM175 252V253H174ZM102 253V254H101ZM117 253H119V256L117 255ZM222 253H224V254H222ZM234 253V254H233ZM139 254V255H138ZM101 255H103V257L101 256ZM171 255H173V256H171ZM258 255H259V251H258ZM106 256V257H105ZM224 256V257H223ZM172 257V258H171ZM152 260H151V259ZM246 258V257H245ZM129 259V260H128ZM137 259V260H136ZM175 259V260H174ZM258 259V264H259V262L261 263V264H264V261H260ZM240 260H241V258L239 259V261H238V264H241V263H246V264H251V263H249V260L247 261V259H242L241 261H243V262H241V263H239L240 262ZM246 260V261H245ZM263 260V259H262ZM125 261V262H124ZM124 262V263H123ZM137 262V263H136ZM223 262V263H222ZM235 263H237V262H235ZM243 263V264H244Z\"/></svg>", "mask_w": 264, "mask_h": 264}]
</instances>
